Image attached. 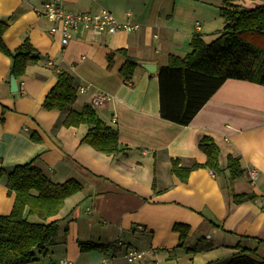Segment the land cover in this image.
<instances>
[{
    "label": "crops",
    "instance_id": "crops-1",
    "mask_svg": "<svg viewBox=\"0 0 264 264\" xmlns=\"http://www.w3.org/2000/svg\"><path fill=\"white\" fill-rule=\"evenodd\" d=\"M45 1L0 0V21L7 24L2 34L5 45L14 49L27 37L39 53V60L30 62L16 80L18 90L11 91L10 58L0 51V166L34 159L54 182L74 178L82 185L55 215L59 223L54 241L36 260L209 264L242 249L264 259V85L225 80L188 124L160 115L159 67L168 63L170 54L190 52L193 34L200 33L206 42L217 36L226 24L218 0H58L68 10L103 8L119 21L140 24L134 31L97 35L79 27L64 45L59 33L48 30L54 21L41 12ZM118 49L137 61L130 80L119 71L125 57ZM147 63L155 64V71L144 68ZM59 69L75 79V109L96 93L109 95L95 109L117 128L124 150L105 154L82 143L85 125L53 128L61 112L42 103ZM31 132L40 140H33ZM204 135L219 146L222 168L228 155L238 157L242 176L229 182L226 170L217 174L198 167L181 181L171 172L173 159L182 166L205 161L198 148ZM229 188L260 197L236 203ZM13 200L5 180H0V214L10 211ZM175 223L189 226L186 246L201 237L212 246L187 252L178 246ZM80 241L112 247L83 251ZM128 248L143 251V257L127 262Z\"/></svg>",
    "mask_w": 264,
    "mask_h": 264
},
{
    "label": "trees",
    "instance_id": "trees-1",
    "mask_svg": "<svg viewBox=\"0 0 264 264\" xmlns=\"http://www.w3.org/2000/svg\"><path fill=\"white\" fill-rule=\"evenodd\" d=\"M239 1L243 0H218L219 13L226 24L217 36L206 42L200 33L193 34L190 52L170 54L168 63L159 67L160 115L163 118L188 124L227 79L264 85V0L251 7H244ZM6 27L7 24L0 21V51L10 58L7 78L14 76L20 80L28 64L39 60V53L27 37L19 46L9 49L2 40ZM116 52L124 55L119 71L126 80H130L137 61L124 49ZM111 55L107 54L109 61ZM56 75L57 80L42 103L46 109L56 108L61 112L53 128L85 125L82 143L105 154L124 150L126 146L119 142L117 128L106 123L95 107L85 103L79 109L74 108L77 99L74 77L63 69L57 70ZM30 135L33 140H40L35 132ZM198 148L206 155L203 163L195 161L182 166L177 159L171 161L170 170L181 181H186L190 171L198 167H206L217 174L226 170L229 182L243 175L238 157L228 155L227 165L222 168L220 149L213 137L204 135L198 141ZM0 180H5L7 193L14 195L10 211L0 214V264H30L36 261L38 253L53 243L59 223L55 215L66 198L80 191L82 185L74 178L54 182L34 164V159L10 168L0 166ZM227 186L230 187L229 184ZM229 194L236 203L260 197L254 193H235L230 188ZM173 229L179 233L178 246H184L189 253L212 246L203 237L186 246L189 226L175 223ZM79 246L83 251H107L112 247L110 244L82 241ZM209 264H264V259H257L242 249L221 262Z\"/></svg>",
    "mask_w": 264,
    "mask_h": 264
},
{
    "label": "built area",
    "instance_id": "built-area-1",
    "mask_svg": "<svg viewBox=\"0 0 264 264\" xmlns=\"http://www.w3.org/2000/svg\"><path fill=\"white\" fill-rule=\"evenodd\" d=\"M41 12L50 17L54 22L49 26V32L52 35L59 33L60 42L62 45L67 44L73 37V33L79 28L83 27L90 30L93 34L115 33L117 31H134L140 27L137 22L129 20L119 21L110 11L100 8L97 10H68L65 9L58 0H47L44 2ZM130 13H127V17ZM84 88L81 87V90ZM109 95L105 92L94 94L90 99V104L97 108L106 103ZM255 174V171L252 172ZM121 243V242H119ZM143 251L135 248H128L125 251L124 257L127 262H132L136 259L142 258ZM30 264H77L73 260L62 257L56 261H47L39 263L34 261ZM105 264V263H102Z\"/></svg>",
    "mask_w": 264,
    "mask_h": 264
},
{
    "label": "water",
    "instance_id": "water-1",
    "mask_svg": "<svg viewBox=\"0 0 264 264\" xmlns=\"http://www.w3.org/2000/svg\"><path fill=\"white\" fill-rule=\"evenodd\" d=\"M143 67L146 68L149 71H155L156 65L155 64H143ZM10 89L11 91H17L18 90V84L14 76L10 77Z\"/></svg>",
    "mask_w": 264,
    "mask_h": 264
},
{
    "label": "rangeland",
    "instance_id": "rangeland-1",
    "mask_svg": "<svg viewBox=\"0 0 264 264\" xmlns=\"http://www.w3.org/2000/svg\"><path fill=\"white\" fill-rule=\"evenodd\" d=\"M243 1H239V3L244 7H251V6H254L258 3L263 2V0H255V1L254 0H243ZM37 262H39V261H37Z\"/></svg>",
    "mask_w": 264,
    "mask_h": 264
}]
</instances>
